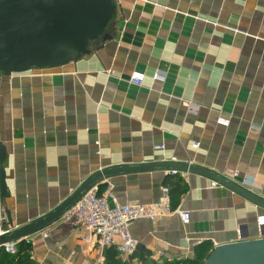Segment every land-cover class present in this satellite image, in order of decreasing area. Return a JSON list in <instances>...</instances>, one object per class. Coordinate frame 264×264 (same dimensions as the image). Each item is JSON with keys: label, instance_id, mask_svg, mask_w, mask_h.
I'll return each instance as SVG.
<instances>
[{"label": "crops", "instance_id": "0c3cea01", "mask_svg": "<svg viewBox=\"0 0 264 264\" xmlns=\"http://www.w3.org/2000/svg\"><path fill=\"white\" fill-rule=\"evenodd\" d=\"M112 1L104 32L75 60L0 72V169L8 195L0 199L1 236L43 219L93 174L114 167L188 163L264 200V0ZM134 72L144 75L141 87L129 83ZM156 74L163 79L155 81ZM220 116L230 120L227 128L216 125ZM177 173L126 172L93 184L100 193L110 184L121 204L148 205L178 183L171 207L189 211L190 223L177 216L129 223L137 250L162 264L193 259L200 244L211 252L258 238L263 208L206 177ZM86 234L58 219L32 234L30 259L130 258L85 244Z\"/></svg>", "mask_w": 264, "mask_h": 264}, {"label": "water", "instance_id": "95a60500", "mask_svg": "<svg viewBox=\"0 0 264 264\" xmlns=\"http://www.w3.org/2000/svg\"><path fill=\"white\" fill-rule=\"evenodd\" d=\"M114 9L112 0H0V72L21 74L33 68H52L75 60L102 35ZM3 157L0 149V160ZM148 170H175L206 177L264 209V200L192 164L163 162L114 167L93 174L43 219L0 235V246L51 226L99 180L115 174ZM7 196L5 172L0 169V199ZM203 264H264V232L261 238L216 245Z\"/></svg>", "mask_w": 264, "mask_h": 264}, {"label": "built area", "instance_id": "2783aa9c", "mask_svg": "<svg viewBox=\"0 0 264 264\" xmlns=\"http://www.w3.org/2000/svg\"><path fill=\"white\" fill-rule=\"evenodd\" d=\"M217 27V23L212 24ZM110 74V73H109ZM163 76L156 74L154 80H162ZM144 82V75L134 72L130 75L129 83L141 87ZM230 120L220 116L216 120V125L227 128ZM198 143H194L192 147L196 149ZM163 150L164 146L157 147ZM169 175H177V171H167ZM237 178V174H234ZM241 184L244 187H250L246 179ZM212 187L218 186L212 182ZM161 195L157 202L148 205H128L121 204L112 193V186L107 184L105 189L100 193L98 186L89 187L59 218L60 222L70 224L73 227L84 229L87 234L82 238L85 244H89L95 248H113L116 253L128 258L137 250V242L132 238L129 232V223L138 220H149L155 222L161 218L177 216L183 226L190 223L191 214L187 210L180 208L172 209L171 196L169 188L164 186L161 188ZM257 237L261 238L264 232V214L257 218ZM36 234V233H33ZM1 235V234H0ZM238 237L241 235L237 231ZM32 234L22 237L13 242L4 243L0 246V251L13 256L18 252L20 243L30 245ZM43 239L48 238L47 233H41ZM190 241V240H188ZM201 242H194L193 245H199Z\"/></svg>", "mask_w": 264, "mask_h": 264}, {"label": "trees", "instance_id": "16d2710c", "mask_svg": "<svg viewBox=\"0 0 264 264\" xmlns=\"http://www.w3.org/2000/svg\"><path fill=\"white\" fill-rule=\"evenodd\" d=\"M171 194H178L179 193V185L178 183L174 184V188L170 190ZM30 245H26L25 243H20L18 246V252L10 256L3 251H0V264H35L33 260L30 259ZM195 257L193 259H180L175 261H165L162 264H203L204 260L208 258L210 252L206 250L204 244H200L196 247ZM112 251L110 253L113 254V257L116 251L113 248H110ZM109 253V254H110ZM150 252L145 250H137L130 258L126 261H121L120 259H112L108 264H132V259L138 257V262L140 264H158L157 262L150 259Z\"/></svg>", "mask_w": 264, "mask_h": 264}]
</instances>
